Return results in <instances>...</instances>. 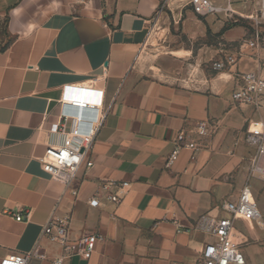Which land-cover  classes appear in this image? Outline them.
<instances>
[{
	"label": "crops",
	"instance_id": "1",
	"mask_svg": "<svg viewBox=\"0 0 264 264\" xmlns=\"http://www.w3.org/2000/svg\"><path fill=\"white\" fill-rule=\"evenodd\" d=\"M227 55L236 66L214 70ZM263 58V20L203 19L184 1L0 0V262L39 246L45 258L28 264H54L63 249L43 230L68 218L71 241L104 240L63 264H197L245 185L264 221V180L249 172L246 143L264 130V109L233 99L237 73L259 71ZM77 97L92 104L83 130L104 119L67 188L39 159L65 141L47 118ZM201 121L211 125L203 138ZM180 131L199 149L169 167ZM234 234L248 264H264V225L237 218Z\"/></svg>",
	"mask_w": 264,
	"mask_h": 264
},
{
	"label": "built area",
	"instance_id": "2",
	"mask_svg": "<svg viewBox=\"0 0 264 264\" xmlns=\"http://www.w3.org/2000/svg\"><path fill=\"white\" fill-rule=\"evenodd\" d=\"M172 0H165V5ZM187 2V6L192 8L195 14L202 18L215 16L222 18L226 23H239L241 19L247 20L235 13L229 0H182ZM263 1V0H262ZM253 19H264V9L258 11V15ZM252 19V20H253ZM261 41V35H256ZM256 42L251 43L255 46ZM238 59L234 55H227L222 60L214 63L216 71L231 69L236 66ZM237 88L233 92V99L238 104L250 105L256 110L264 109V58L260 69L257 72L237 73ZM62 110L58 115H50L47 123L57 128L65 141L62 145L50 146L45 155L39 159L43 171L48 174L51 180L70 187L77 177V173L82 166L86 151L92 148V144L98 128L104 117L95 118L94 126L83 130L79 125L83 122L84 110H90L92 104L82 98L65 99L61 103ZM197 135L200 138L211 134V125L206 121L197 124ZM246 143L254 148V153L249 160V172L253 176L264 180V130L259 133L249 132L246 136ZM197 151L199 145L197 141L185 132L180 131L175 140L174 148L168 157L167 165L171 167L183 150ZM93 163L88 162L87 167H92ZM122 186L127 187L124 183ZM77 195V192H74ZM110 201L119 204L118 196L109 197ZM96 199L90 201L93 207L98 206ZM225 210L229 217L218 220L212 232L215 239L207 243L201 253L200 261L197 264H248L242 252L241 242L234 234V225L237 218H246L258 225H264L263 217L259 209L257 198L249 185H245L235 201H227ZM22 215L16 216V220L22 222ZM70 220L68 218H52L43 230L42 237L50 243L56 244L63 249V254L54 260V264H63L66 259L74 256L89 258L96 250L98 242L104 240L99 234H86L76 241H71L69 236ZM40 247L27 254H13L2 259L0 264H28L32 258H45L40 252ZM173 264H184L175 262Z\"/></svg>",
	"mask_w": 264,
	"mask_h": 264
},
{
	"label": "bare ground",
	"instance_id": "3",
	"mask_svg": "<svg viewBox=\"0 0 264 264\" xmlns=\"http://www.w3.org/2000/svg\"><path fill=\"white\" fill-rule=\"evenodd\" d=\"M182 0H175L178 4ZM231 9L240 16L248 19L256 18V12L264 9V0L253 2L252 0H229ZM254 9H257L256 12Z\"/></svg>",
	"mask_w": 264,
	"mask_h": 264
},
{
	"label": "rangeland",
	"instance_id": "4",
	"mask_svg": "<svg viewBox=\"0 0 264 264\" xmlns=\"http://www.w3.org/2000/svg\"><path fill=\"white\" fill-rule=\"evenodd\" d=\"M226 0H223V2H225ZM253 2H258V1H262V0H252ZM253 10H256V9H254V7H253ZM256 15H258V11L256 12ZM215 17V16H214ZM218 18V17H217ZM203 19H206V18H203ZM218 19H220V18H218ZM263 22H264V19H263ZM240 241V240H239Z\"/></svg>",
	"mask_w": 264,
	"mask_h": 264
}]
</instances>
